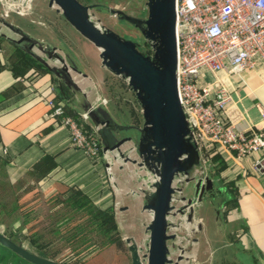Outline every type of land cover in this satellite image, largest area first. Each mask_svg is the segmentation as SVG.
Here are the masks:
<instances>
[{"label":"crops","instance_id":"obj_1","mask_svg":"<svg viewBox=\"0 0 264 264\" xmlns=\"http://www.w3.org/2000/svg\"><path fill=\"white\" fill-rule=\"evenodd\" d=\"M32 3L33 0L31 5L26 4L28 12L20 15L9 10L18 5L13 0H0V18L9 11L8 22L37 44L57 48L68 66L73 65L78 72L70 68L74 85H67L49 69L60 67L57 61L46 57L37 46L32 49L35 54L32 55L24 49L27 43L16 44L13 40L19 37L0 19V177L5 170L12 187L30 188L21 201H28L36 194L43 203H48L51 199L67 197L69 189L81 190L97 207L113 210L123 222H119L123 235L134 238L144 251L148 240L146 228L151 220L150 213L144 209V192L154 177L137 165L124 163L116 153L103 152L97 160L88 157L71 144L68 129L49 116L48 102L52 99L64 102L67 114L82 121L80 124L93 133L97 128L92 121L80 120V115L90 107L101 108L115 121L126 125H141L142 117L133 121L122 118L115 110L116 105L108 101L105 86L110 73L101 63L100 51L91 42L87 40L92 46L94 64L86 62L82 54L66 52L58 41L49 40L46 32L51 28L42 20L37 31L30 29L23 18L40 13L39 9L46 10L43 6L33 7ZM47 8L71 26L56 8L50 4ZM11 14L20 19L9 20ZM201 82L212 90L219 85L229 90L232 99L226 106L224 119L237 130L263 127L264 68L261 63L242 72L214 74L204 70ZM103 99L107 104L102 103ZM200 154L204 175L213 181L217 191L194 206L193 223L184 222L186 216H181L180 227L171 229L178 236L170 242L171 246L190 250L178 264H186L188 258L193 264H264V174L254 170L259 153L239 158L232 151L210 144L203 146ZM4 185L1 177L2 199ZM185 193L192 197L194 186L193 189L188 186ZM203 202L213 207L212 215L207 217L208 224L198 211ZM119 250L122 264H131L128 247ZM115 253L108 259L109 264H119ZM179 254L177 248L175 259ZM98 259L91 264H106Z\"/></svg>","mask_w":264,"mask_h":264},{"label":"water","instance_id":"obj_2","mask_svg":"<svg viewBox=\"0 0 264 264\" xmlns=\"http://www.w3.org/2000/svg\"><path fill=\"white\" fill-rule=\"evenodd\" d=\"M49 4L100 51L102 65L112 75L127 82L141 109V125L118 123L101 108L90 107L84 112L97 128L103 152L116 153L124 163L137 165L154 177L151 189L143 191L144 209L151 215L146 228L148 240L145 250L134 238L125 237L131 264H178L185 258L186 249L177 246L180 250L178 258L176 261L170 258L169 243L178 237L171 233V229L180 227L181 216H186L184 222L193 223L194 206L217 190L213 181L204 175L199 145L179 100L176 0H146L145 18L101 5H86L79 0H49ZM96 8L133 25L140 32L143 47L147 44L150 51L143 52L141 44L99 26L91 14ZM0 19L19 37L17 41L13 40L16 44L22 46L27 43L24 49L32 55H35L32 49L37 46L46 57L60 64V67L49 68L50 71L67 85H74L70 68L77 72L78 69L73 65L69 67L57 48L37 44L6 17ZM179 177L183 180L175 185ZM189 184L194 186L192 197L185 193ZM198 227L201 229L202 226ZM0 246L30 264H63L17 244L1 228Z\"/></svg>","mask_w":264,"mask_h":264},{"label":"built area","instance_id":"obj_3","mask_svg":"<svg viewBox=\"0 0 264 264\" xmlns=\"http://www.w3.org/2000/svg\"><path fill=\"white\" fill-rule=\"evenodd\" d=\"M21 1H13L19 6L9 10L24 15L25 5L32 0ZM175 10L178 95L200 152L210 144L232 151L239 158L257 152L260 158L254 170L264 174V110L261 129L237 130L224 119L232 99L229 90L223 85L212 90L201 82L204 70L214 74L242 72L260 63L264 68V0H176ZM102 103L107 104V100ZM48 104L49 116L68 129L71 144L88 157L100 159L103 147L96 133L89 134L68 115L64 102L52 99ZM81 117L88 119L87 113ZM176 180L178 185L183 178Z\"/></svg>","mask_w":264,"mask_h":264},{"label":"rangeland","instance_id":"obj_4","mask_svg":"<svg viewBox=\"0 0 264 264\" xmlns=\"http://www.w3.org/2000/svg\"><path fill=\"white\" fill-rule=\"evenodd\" d=\"M13 1L18 3L21 0ZM81 1L87 5H105L109 9L121 10L134 17L145 18L147 15L146 0ZM32 4L33 7L36 6L38 9L43 6L46 10L39 9L40 13L36 12V15L23 18L30 29L37 31L40 25L39 21L42 20L51 28L46 32L49 40L58 41L59 45L66 52L82 54L86 62L94 64L91 52L92 46L90 48L89 42L84 37L79 36L80 38H78L80 34H75L77 32H74L75 30H72L71 26L62 18H58L57 14L49 12L50 10L47 8L49 7V0H33ZM29 5H31V2ZM30 10L31 8H29ZM91 14L92 19L99 26L111 29L120 37L133 40L143 47V39L140 32L127 21L120 20L116 15L109 12L97 11L96 9H93ZM10 17L9 20L20 19L19 16H13L12 14ZM142 47L141 51L147 50V47ZM105 92L108 96V101L116 105L115 110L120 117L128 118L131 121H133V118H137V116L141 117L140 106L125 80L110 73L105 86ZM81 115L80 120H83ZM77 121L80 122L78 119ZM206 169H209V167L206 166ZM1 174L2 182L5 184L3 188L8 187L10 183L7 181L8 176H6L5 170ZM177 182L178 180L175 181V183ZM189 186L193 189L191 184ZM9 188L5 189L7 192H4V199L0 198V228L17 244L40 256H52L55 260L71 264H91L97 258H99L98 261H106L107 264L108 259L114 257V251L117 253H115L116 258L119 257L117 261L119 264H122L123 260L119 255V251H121L119 248L127 247L125 242L126 236L123 235V231L119 225L121 220L117 218L116 213L115 219L120 231V238L113 245L114 247L109 248L101 245L102 237L100 233L96 229L93 231L95 226L82 220V213H77V211H74L75 207L69 206L68 196L51 199L48 203H43L36 194H33L24 204H17V200L21 199L30 188L25 185L17 187L10 185ZM215 203H218L217 200ZM210 205L207 202H203L198 207V211H200L207 224L208 214L212 215L211 212L213 211V207ZM120 223L123 222L121 221ZM206 223L205 226L207 225ZM170 250V257L174 260L177 249L172 247L171 243ZM185 252L189 254V248ZM115 260V258L112 259L111 263ZM187 261L186 264H193L191 258H188Z\"/></svg>","mask_w":264,"mask_h":264},{"label":"trees","instance_id":"obj_5","mask_svg":"<svg viewBox=\"0 0 264 264\" xmlns=\"http://www.w3.org/2000/svg\"><path fill=\"white\" fill-rule=\"evenodd\" d=\"M79 1L82 2L81 0ZM101 6L106 8L105 5H101ZM96 10L106 12L105 10L99 9V8H96ZM145 47L149 49V46L147 44L145 45ZM139 118L140 117L137 116V118L136 119L134 118V119L138 120ZM84 129L89 134L93 133L91 132V130H89L86 127H84ZM5 189H10V188L9 187L3 188V192H7ZM67 196H68L69 206L75 207L74 211H77V213H82L81 214L82 220L87 221L88 224L91 223V225H94L95 228H93V231L94 229H96L100 233L102 237V240H101L102 246L111 248L114 244H116L119 241L120 231L118 229V224L115 219V212L113 210H110V209L103 210L97 207L91 201V199L79 189H69ZM25 202L26 200H23V201H21L20 199L17 200V204H24ZM8 237L12 239L10 236ZM43 257H46V256H43ZM46 258L55 260L52 256H49ZM55 261H58L63 264H71L67 262H61L59 260H55ZM0 264H30V263L24 261L18 255L12 253L8 249L0 246ZM222 264H234V263L225 262Z\"/></svg>","mask_w":264,"mask_h":264}]
</instances>
